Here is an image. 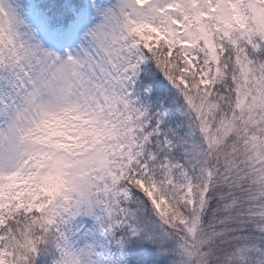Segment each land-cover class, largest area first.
Instances as JSON below:
<instances>
[{
	"label": "snow or ice",
	"instance_id": "6c2138e0",
	"mask_svg": "<svg viewBox=\"0 0 264 264\" xmlns=\"http://www.w3.org/2000/svg\"><path fill=\"white\" fill-rule=\"evenodd\" d=\"M0 264H264V0H0Z\"/></svg>",
	"mask_w": 264,
	"mask_h": 264
}]
</instances>
